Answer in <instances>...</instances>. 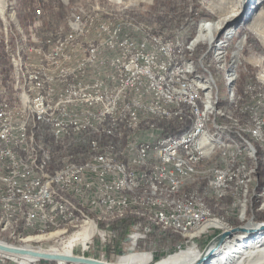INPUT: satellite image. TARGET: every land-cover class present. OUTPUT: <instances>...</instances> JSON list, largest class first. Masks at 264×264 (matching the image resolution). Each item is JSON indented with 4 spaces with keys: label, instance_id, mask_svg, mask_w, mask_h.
<instances>
[{
    "label": "rangeland",
    "instance_id": "1",
    "mask_svg": "<svg viewBox=\"0 0 264 264\" xmlns=\"http://www.w3.org/2000/svg\"><path fill=\"white\" fill-rule=\"evenodd\" d=\"M26 1H30V7L32 6L35 13L26 26L36 18L41 21L42 27L45 21L51 20L53 16L56 17L55 20L64 21V18L71 17V13L75 11L72 8L75 6L84 10V13L79 12L82 18H91L97 8L99 13L103 12L116 23L127 22L131 27L126 30L129 34L154 40L156 44H166L170 60L164 62L161 75H157V78H172L174 86L182 84L186 86L187 96H191L203 121L201 139L211 147L204 149L202 157L192 156L195 160L191 164L194 168L192 173H187V168L190 166L187 163L180 167L175 166L176 161H183L188 157L185 156V152H177V158L172 157L169 152H165L164 155L158 153L162 152L159 150L160 146L167 144V142L162 143L163 139L180 135L194 125L196 117L193 113L194 106L192 107L188 100L182 99H172L173 101L166 103L165 106L173 112H175V107L180 108L179 112H183L185 119L189 121L188 128L178 134H162L158 137V142L140 147V160L135 161V166H131L130 151H124L122 147H119V139H129L130 137L129 126H126V112H124L125 107L129 106V99L119 97V91H112V94L94 93V102L101 103V121L106 123V130H113L112 104L108 101L115 100L114 112L119 113V132H107L103 136L88 135L87 150L83 154L80 150L72 148L78 142L83 141L80 138L77 142L76 140L72 141L75 143L70 144L68 149L60 151L55 150H59L61 145H66L67 141L48 143L53 151L51 156L45 143V141L49 142L50 136L44 140L36 134L40 125H44V118L34 122L36 128H34V123L28 120L27 136H32L31 144L28 146L29 143L22 141L21 146H26L24 150H19L22 155L16 158L13 154V157L14 159L26 157L27 160H34L35 155L38 158V169L44 171V174H40V192L46 191L49 194L50 199L45 201H56L50 206L52 211H49L48 214L51 216L52 212L59 214V206L62 209L61 213L68 216L59 218V224L17 226L16 217L6 213V205H0V242L16 246L27 244L28 248L46 252L50 249L62 251L65 248L71 250L72 255L70 253V256L78 257L77 255H79L85 258H98L99 254L104 252L107 262L117 264L124 256L139 254L127 253L129 252L127 243L129 244L128 235L132 232V225L137 222L136 219H140L139 221L143 219L147 225L156 226V234H147L143 239L137 241L138 245H136L135 251L148 252L151 256L150 260L157 261L166 255L188 247H196L202 255L204 247L220 232L228 230L229 227L232 230L239 226H251L252 223L244 225L248 220V210L254 211L256 217L254 221L256 220L258 223L264 221V140H261L264 134H261L260 139L255 140L249 137L243 127L238 126L239 116H245L244 123H250L251 114H260V109L240 112V103L249 104L251 101H260L264 95V0H219L206 9L201 5H206L207 0H137L132 3L114 0H69V4H64L63 0H6L7 13L11 12L13 17L18 18L17 9L22 7ZM59 3L63 6L62 9H57L58 14H56L53 6L56 7L57 4L60 5ZM197 3L201 10L196 9ZM229 5L232 9H234L233 6L238 8L236 18L225 23L223 28L214 30L213 32L216 33L211 41L201 39L192 49H189L190 40L196 35L200 24L217 20L224 11L226 14L229 13L227 7ZM38 8L41 9L39 15L36 14ZM202 10H205L208 16L202 13ZM134 18H138L139 21L133 26L131 23L136 20ZM5 19L9 20V18ZM235 24H241V30L233 32L230 38L226 37L225 32L228 29L234 30ZM1 25L0 17V27ZM60 25L62 23L58 24L56 28ZM192 32L193 34H191ZM40 36L43 37L42 34ZM180 43L182 44L181 48ZM225 45H227L226 49ZM181 49L185 55V61L182 62ZM2 51L5 54L3 47ZM215 52L217 58L213 54ZM67 53L68 49L57 51L52 47L51 52L46 53L44 62L39 63V73L53 80V84L58 87L59 91L65 89L67 84H74V78L79 76L76 72L78 68H70L69 74L61 76V68L74 67L79 64V61H74L71 57L65 58ZM52 55L56 56L52 58ZM155 59L165 61L163 47H155ZM227 61L238 62L239 69L231 100L226 98L227 85L223 75ZM182 65L185 71L179 70L183 68ZM54 66L59 68H54ZM10 71L7 77L1 71L3 74L2 84L8 86V89L12 88V79L9 78ZM196 77L199 80L208 79L210 83H206L205 87H196L193 83V79ZM39 81L46 84L47 77H39ZM50 94H52L51 91ZM31 95L38 96L36 93H31ZM73 99H80V92H73ZM153 102H159V106L164 104L160 95H153ZM133 108L142 109V102L133 101ZM246 109L249 110V108ZM166 119H169V113L161 115L153 111L152 107H145V114L138 115V122L159 123ZM33 131L34 134H32ZM45 132L49 135L47 131ZM243 139L249 140L255 151L256 172L254 179L250 180L245 187L240 185L237 180H232L220 188V193H217L216 188L207 187L210 177L213 176V170L224 169L233 164L237 165V162L242 161L246 164L252 163L245 152L238 150ZM102 145H106L105 151H99V156L110 159L112 165H118V173L138 174L139 169L144 171L146 178V180L136 182L131 178H124V196L131 200L133 206L129 210L124 209V213H120L123 216L113 220H106V218L116 209H122V203L116 202L105 207H91V213H87L82 197L76 200V194L57 193L65 192V185L55 184V181H59L65 170H70L71 166L81 167L82 171L80 172L89 169V171L99 172V174H108V167L105 166V163H93L92 161L97 153V147H102ZM176 148L181 147L177 146ZM2 150H4V143H0V153ZM236 151L242 153L240 159L237 158ZM222 158H225L227 162L222 161ZM161 169H181V171H170V178L175 180V185L170 183L167 176H156L155 170ZM0 181L4 182V174L0 173ZM152 183L156 189L150 186ZM210 186H217V183L210 179ZM26 197L27 199H36V190H26ZM149 201H157L168 205V207L178 208L184 204L183 208L191 206L202 209V216L196 218V223L191 226L192 232L199 231L201 233L183 236L171 227L163 228L161 224L156 223V214L160 212V209L155 208ZM35 211L38 212L39 209H35ZM243 214H246L247 217H244ZM257 214L262 215V219H258ZM127 216L132 217L133 220L124 235L118 236L112 223ZM239 217L243 218L242 222ZM91 219L96 224L92 225L93 230L88 232ZM209 219L215 220H210V222ZM107 221L109 223H105ZM208 222L210 225L206 226ZM104 230L111 234L107 235ZM77 232L86 233L75 236L74 234ZM253 234L255 235L257 232ZM36 236L43 237L30 239ZM184 239L193 241L184 243ZM91 240L92 242H90ZM82 245L83 248L86 246L89 248L82 250ZM4 262L21 264L10 257L0 256V264H4ZM45 262L62 264L37 259L31 261L30 264ZM75 264L80 263L76 262Z\"/></svg>",
    "mask_w": 264,
    "mask_h": 264
},
{
    "label": "built area",
    "instance_id": "2",
    "mask_svg": "<svg viewBox=\"0 0 264 264\" xmlns=\"http://www.w3.org/2000/svg\"><path fill=\"white\" fill-rule=\"evenodd\" d=\"M40 13L41 9L38 8L36 14ZM62 26H69V32H77V39H69V35H67V43H56L58 32L47 31L49 40L33 47L48 48L51 52V47L68 46L65 58L79 57V64L74 67L61 68V76L69 74L70 68H81V75L74 78V84H67L65 89H60V94H50L53 80L39 73L40 60L33 58L30 61L35 67L33 83L38 90V97H28L29 100H36L42 108L44 130L50 136L49 142L45 141L47 151L52 156L53 151L49 144L59 143L60 140L67 141V144L61 145V148L55 151L68 149L70 144L75 143L72 141L76 140L77 142L80 138L87 139L88 135L103 136L107 132H119V113L114 112L115 100L108 101L112 104L113 130H106V123L101 121V103L94 102V93L112 94V91H119V97L129 99V106L125 107L124 112H126V126H129L130 129L129 139H119V147H122L124 151H130L129 160H131V166H135V161L140 160V147L158 142V137L166 133L159 125L160 122L188 120L185 119L183 112H173L168 109L169 119L165 121L159 123L138 122V115L145 114V107H152L156 112L163 109L159 108V102H153V95H160V99L184 98L180 96V92L173 91L170 86H167V91H160V83L163 81L157 78V75H161L160 70L164 63H158L155 59V47H159L158 44L154 40L141 38L140 35L129 34L126 32L125 24L116 23L103 12L93 13V18H83L77 29H70V21H63ZM83 27H90L88 38H81ZM34 32L39 31L30 30V34H34ZM0 48L2 49L1 44ZM54 56L56 55H52V58ZM54 68L59 67L54 66ZM39 77H47V84H39ZM2 80L3 77H0V115H4V122L0 123V138L4 143V150L0 153V173L4 174V183L0 184V205H6V213L16 217L17 226L59 224V218L68 215L61 213L62 209L59 206V214L53 212L52 216L48 214L49 211H52L50 206L56 201H45V194L40 192V174H44V171L38 169V158L35 155L34 160H27L26 157L14 159L13 157V150H24L26 147L21 146V139L25 135L24 122L27 113L20 112L19 104L1 102V94H8L2 88ZM73 92H80V99H73ZM133 101L142 102V109H134ZM249 104L250 110L260 109V115L263 116V124H260V128H263L264 95L260 101H251ZM220 125L222 126V124ZM34 128H36L35 123ZM261 140H264V137ZM105 146L97 147V153L92 161L93 163H105V166L108 167V174H99V172H92L89 169L84 172L65 170L59 181H55V184L65 185V192L57 193L76 194V200L82 197L87 213H91V207L109 206L125 197L124 178H131L134 182L146 180L144 171L138 169V174L118 173V165H112L110 159L99 158V151H105ZM208 147L211 146L205 144L201 139V124H198L194 141L190 142L187 148H176L158 153L164 155L165 152H172V157L175 158H177V152H185V156L202 157L204 149H208ZM236 154L237 158L242 157L241 152L236 151ZM222 161L227 162L225 158H222ZM170 171L181 170H155L156 176H167V179L172 182ZM242 174L243 166L241 175L233 179H241ZM222 176L223 173L216 177H210V179H217V186H211L217 189V193H220V188L223 185L229 184L222 183ZM210 179L207 187H210ZM26 190H36V199H27ZM154 207L160 209L162 217L179 218V224L182 226H192L198 217V214L192 212L191 206L190 208H175L162 204ZM35 209H39V211L37 212ZM248 218L253 220L256 218L254 211L248 210ZM139 220L132 225V232L128 235V251H135L136 245H138L137 241L149 234V230H156V226L147 225L143 219ZM95 224L91 219V225L95 226ZM104 231L107 235L111 234L109 231ZM82 233L86 232H77L74 235ZM184 240L189 243L193 241ZM88 248L87 246L83 248L82 245V250ZM88 258L107 262L104 252H101L98 258ZM40 264H49V262Z\"/></svg>",
    "mask_w": 264,
    "mask_h": 264
},
{
    "label": "bare ground",
    "instance_id": "3",
    "mask_svg": "<svg viewBox=\"0 0 264 264\" xmlns=\"http://www.w3.org/2000/svg\"><path fill=\"white\" fill-rule=\"evenodd\" d=\"M64 4H69V0H63ZM114 1H126L129 3H132L133 1L137 0H114ZM208 1V2H207ZM205 2L206 5H204V9L210 8L214 3H216L219 0H207ZM243 1V0H241ZM231 5V4H230ZM227 6L229 8V13H221L217 20L213 22H205L200 24L199 29L197 30L196 35L194 38L190 40L189 43V49H192L198 41L201 39H208L212 40L214 38V35L216 32H213L216 29L223 28L224 24L227 23L230 20H233L236 18V15L238 13V8L232 9L231 6ZM73 11L71 13V17L64 18V21H70V29H77L79 28V25L81 24L83 18L79 15V12H83L84 10L82 8L74 7L72 8ZM96 13L98 12V9L95 8ZM7 14V15H6ZM0 17H1V27H0V43L2 47L4 48L5 54L7 56V59L9 61L10 67L12 68V71H10L9 78L12 79V88L8 89V86H5L2 84V88L4 92L8 94H1V102L2 103H9V104H19L20 112L21 113H27L25 115V122H24V137H22L21 142L24 141L26 143H29L28 146L31 144L32 136H27V123L28 120L30 122H38L42 118H44V114H42V108L36 102V100H29V97H33L31 93H36L38 95V90H36V87L34 86L33 77H35V69L33 67V64L30 63V61L35 58L36 60H40L39 63H43L45 60V55L47 56V52L49 51L48 48H36L33 46H39L42 42H47L49 40V33L48 32H34V34H30L31 31H39L42 27L41 21L36 18L34 19L30 24H27L25 28L20 25L17 18L13 17V14L9 12L7 13V5L6 0H0ZM9 18V20L5 19ZM93 18V16L91 17ZM136 20L132 21L131 25L137 24L139 21L138 18H134ZM135 23V24H134ZM126 25V30H129L131 27L128 25V23H123ZM242 28L241 24H235L234 30L228 29L226 33V37L230 38L233 32L240 31ZM54 32H58V35H56V43H67V35H69V39H77V32H69V26H58L56 29H54ZM67 30V33H65ZM231 30V31H229ZM40 34L43 35V37L40 36ZM88 35H90V27H83L81 29V38H87ZM260 40L263 41L262 38ZM17 46V48H16ZM159 47H163L164 54H165V61H158V63H164L167 62V60H170V56H168V48H166L165 44H158ZM182 47V44L180 43V48ZM227 45H225L226 49ZM52 48V47H51ZM55 50L61 51L64 49H68V46H61L60 47H54ZM206 51V50H205ZM212 52V51H211ZM215 58H217V53H213ZM74 61H79V57H71ZM181 60H185L184 52H182L181 49ZM21 67H20V65ZM160 70V69H159ZM185 71L184 66L183 69ZM238 62L237 63H231L228 62L225 65L224 68V80L227 85V92H226V98L228 100H231L233 98V88L237 79V71H238ZM161 71V70H160ZM77 74L79 76L81 75V68L77 69ZM0 77H3L2 72L0 71ZM163 83H160V91H167V86H170L173 91L180 92V96L184 98H179L182 100H188L190 102L191 106H194L193 113L195 114L194 119V125L185 131L184 133L177 135V136H170L165 139H163L162 143L167 142L164 146H160V151L165 150H175L177 146H180L181 148H187V145L194 141L195 134H197V128L198 124H201V130L203 129V121L202 118L199 115V110L197 107H195V103L191 100V96H187L188 89L184 84L180 86H174L172 84V78H164L161 79ZM193 83L196 85V87H205L206 83L209 84L208 79H201L199 80L198 77L193 79ZM39 84H43L41 81H39ZM47 84V83H46ZM50 91L52 94H60V91L58 87L53 84L50 86ZM29 96V97H28ZM38 97V96H36ZM172 99H163V105L159 106V108H163L160 110H157L159 114H168V108L165 106L166 103L172 102ZM246 108H249L246 109ZM175 112L181 111L180 108L175 107ZM239 111L240 112H250V106L249 104H244L243 102L239 105ZM202 114V111L200 112ZM226 115V114H225ZM227 116V115H226ZM251 120L250 123H244L245 116H239V123L238 126L243 127L244 131L249 135L250 138H253L255 140L261 138V134H264V127L260 128V124H263V116L260 114H251ZM225 118V117H222ZM228 119V118H227ZM229 120V119H228ZM4 122V115H0V123ZM237 126V127H238ZM28 129H31L28 127ZM0 143H2V138H0ZM161 143V144H162ZM239 145V144H238ZM239 151L245 152L246 156L252 160L251 164H246L243 161L237 162L238 164L231 165L230 167H226L224 169H215L213 170V176L216 177V175L222 176V183H229L232 180H237L240 185L246 186V184L254 179L255 175V169H256V156L255 151L253 148L252 143L247 140L243 139L241 141V147L238 148ZM172 155V152H169ZM13 154L16 158L22 155V152L19 150H13ZM99 158H102L99 156ZM62 158L60 159V161ZM195 160L192 156H188L185 160L181 161L178 160L175 162L176 167H180L182 164L187 163L190 165L187 168V173H192L194 171V168L191 166ZM242 166H243V174L241 179H233L236 176H240L242 172ZM70 170H76L77 172L82 171L81 167L78 166H71ZM181 170V169H180ZM214 182L217 183V179H213ZM4 183L0 181V184ZM170 183L175 185V180L172 179V182ZM151 187L156 189V186L150 184ZM211 187V186H210ZM213 188V187H212ZM45 194V200H49L50 196L46 191L42 192ZM117 203H122V209H116L115 212H111V215L106 218V220H113L115 218L123 216L120 213H124L125 210H129L133 205L131 203V200L127 197H123L120 200L116 201ZM114 202V203H116ZM152 202L154 206H161V203H158L157 201H149ZM172 203V202H170ZM184 204L178 206V208H183ZM264 207V205H263ZM192 212L194 214H198L199 218L202 216V209H199V212H197V208L192 207ZM244 217H247L246 214H243ZM138 219H136L137 221ZM214 221L215 219H209V221ZM239 220L242 222L243 218L239 217ZM211 222V221H210ZM210 222L206 224V226L210 225ZM105 223H109L108 221ZM156 223L161 224L163 228L165 227H171L175 229L177 232L182 234L183 236L192 235L194 233H201L199 231L192 232L191 226H182L179 224V218H167L162 217V214L158 212L156 214ZM252 223L251 226L242 227L245 231L244 232H232L230 236L224 238V240L217 246L216 249H214V252H212V257L202 264H264V232H259L257 234L251 233L254 229H256L258 226H260L258 222H255L253 219L248 218L247 222L244 224ZM213 224V222H212ZM108 225V224H107ZM215 225V224H213ZM228 230H224L218 234L220 236L225 231H232L229 228ZM93 230L92 225L90 226V231ZM150 233L148 235L156 234L155 230H149ZM249 231V232H247ZM251 233V234H250ZM206 234V233H203ZM258 236V237H256ZM43 236H36L31 237L30 239H39ZM202 237V236H201ZM255 237V238H253ZM247 238V239H246ZM26 240H29V238H26ZM190 240V239H189ZM184 243H186V240H184ZM2 245L6 246H13L12 244H5L3 242H0ZM187 246V245H186ZM22 248L27 249H33L28 248L29 245L25 244L24 246H19ZM214 247V243L210 244L207 248L208 250H211ZM39 252H45L49 254H56L61 256H70L69 254L72 252L71 250L64 249L62 251H58V249L52 250L46 252L43 250H36ZM208 251L204 250L202 251V255L207 253ZM127 253H138L135 251H129ZM125 253V254H127ZM124 255V254H122ZM200 250L196 247H188L186 249L174 252L172 254L166 255L165 257L153 261L150 260L151 256L148 252H140L139 254H131L128 256H124L119 260L117 264H193L197 260L201 258ZM0 256H6L13 259L15 262L21 263V264H30L31 261H34L37 258L30 257L28 255H15L10 254L4 251H0ZM38 260V259H37ZM111 264V263H109Z\"/></svg>",
    "mask_w": 264,
    "mask_h": 264
},
{
    "label": "trees",
    "instance_id": "4",
    "mask_svg": "<svg viewBox=\"0 0 264 264\" xmlns=\"http://www.w3.org/2000/svg\"><path fill=\"white\" fill-rule=\"evenodd\" d=\"M30 5H31L30 1L29 2L26 1L22 7L17 9V17H18L17 19L23 28H25L26 23L32 19L33 14H35L34 9L32 8V6L30 7ZM62 6L63 5H61V4L60 5L57 4L56 7L53 6L54 13L58 14L57 9L58 8L62 9ZM196 9L201 10L199 8L198 3L196 4ZM202 11H201L202 13L206 14L205 10H202ZM206 16H208V14H206ZM55 18L56 17L53 16L51 18V20H47L50 22L45 21L44 26L41 28L40 32H47V31L52 32L54 29H56V26L58 24H60V23L63 24L62 20L58 21L57 19L55 20ZM42 19H44V18H42ZM191 34H193V32ZM9 67H10L9 61H8L6 55L4 54V52L2 51V49L0 48V70L3 72V74L6 77L10 71ZM159 125L163 128V131L166 133L178 134V133H181L188 128L189 121L185 120L183 122H177L175 120H172V121H168V122H160ZM36 134H37V136H41L44 140H47L49 138V135H47V133L44 130V125H40ZM86 145H87V139H83V141L78 142V144L76 146L74 145L72 148H73V150L74 149L80 150V152L83 154L87 150ZM54 155L57 156L56 154H54ZM257 218L262 219V215L257 214ZM132 220H133L132 217L127 216V217H124L122 219H118V220L113 221L112 225H113V228L115 229L118 236H121L122 234L124 235L125 231H127L128 227L130 226V223ZM4 264H8V263L4 262Z\"/></svg>",
    "mask_w": 264,
    "mask_h": 264
},
{
    "label": "water",
    "instance_id": "5",
    "mask_svg": "<svg viewBox=\"0 0 264 264\" xmlns=\"http://www.w3.org/2000/svg\"><path fill=\"white\" fill-rule=\"evenodd\" d=\"M256 229H254L251 233H258V232H264V221L259 224ZM244 232L245 230L242 227L234 228L232 231H225L220 236L216 235L205 247L204 250L208 251L207 253L203 254L199 260H197L194 264H202L203 262H206L210 256L212 255V252H214V249L217 248V246L224 240V238L231 235L232 232ZM246 232V231H245ZM249 232V231H247ZM214 243V247L211 250H208V246L210 244ZM0 251H4L10 254L15 255H28L33 258H37L38 260H50L57 263H68V262H77L80 264H109V262H101L92 258H85V257H76V256H61L56 254H49L45 252H39L35 251L34 249H27L22 248L16 245L13 246H6L0 244Z\"/></svg>",
    "mask_w": 264,
    "mask_h": 264
},
{
    "label": "crops",
    "instance_id": "6",
    "mask_svg": "<svg viewBox=\"0 0 264 264\" xmlns=\"http://www.w3.org/2000/svg\"><path fill=\"white\" fill-rule=\"evenodd\" d=\"M151 258V257H150Z\"/></svg>",
    "mask_w": 264,
    "mask_h": 264
}]
</instances>
